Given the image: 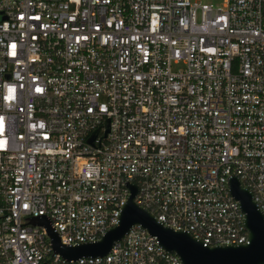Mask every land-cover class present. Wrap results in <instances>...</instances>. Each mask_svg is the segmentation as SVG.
<instances>
[{"label": "built area", "instance_id": "obj_1", "mask_svg": "<svg viewBox=\"0 0 264 264\" xmlns=\"http://www.w3.org/2000/svg\"><path fill=\"white\" fill-rule=\"evenodd\" d=\"M234 177L264 215V0H0V264H182L140 225L76 261L31 225L99 242L131 187L205 247L248 244Z\"/></svg>", "mask_w": 264, "mask_h": 264}, {"label": "water", "instance_id": "obj_2", "mask_svg": "<svg viewBox=\"0 0 264 264\" xmlns=\"http://www.w3.org/2000/svg\"><path fill=\"white\" fill-rule=\"evenodd\" d=\"M131 189L132 195L123 210L120 225L109 230L99 242L67 247L60 243L46 219H32L31 225L46 227L54 250L68 261L104 257L133 226L140 225L157 238L166 252L179 257L182 264H264V215L253 201L252 193L241 185L238 178L231 180L230 189L245 214L249 243L237 246L205 247L203 242L196 240L190 233L163 226L149 211L135 203L138 190L136 187Z\"/></svg>", "mask_w": 264, "mask_h": 264}, {"label": "clouds", "instance_id": "obj_3", "mask_svg": "<svg viewBox=\"0 0 264 264\" xmlns=\"http://www.w3.org/2000/svg\"><path fill=\"white\" fill-rule=\"evenodd\" d=\"M73 163H74V171H76V172H79V170H80L81 168L87 166V162H86L85 160H83V159H81V160H77V161H74ZM91 170H92V171H95V170H96V169H95V166H93V167L91 168Z\"/></svg>", "mask_w": 264, "mask_h": 264}, {"label": "rangeland", "instance_id": "obj_4", "mask_svg": "<svg viewBox=\"0 0 264 264\" xmlns=\"http://www.w3.org/2000/svg\"><path fill=\"white\" fill-rule=\"evenodd\" d=\"M201 4H212L214 6H221L223 4V0H195Z\"/></svg>", "mask_w": 264, "mask_h": 264}]
</instances>
